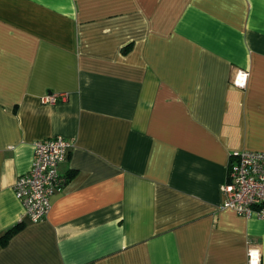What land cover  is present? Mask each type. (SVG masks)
Masks as SVG:
<instances>
[{"label":"crops","instance_id":"0c3cea01","mask_svg":"<svg viewBox=\"0 0 264 264\" xmlns=\"http://www.w3.org/2000/svg\"><path fill=\"white\" fill-rule=\"evenodd\" d=\"M56 135L68 181L30 222L12 185ZM240 150L264 151V0H0V264H264V217L221 206Z\"/></svg>","mask_w":264,"mask_h":264},{"label":"built area","instance_id":"2783aa9c","mask_svg":"<svg viewBox=\"0 0 264 264\" xmlns=\"http://www.w3.org/2000/svg\"><path fill=\"white\" fill-rule=\"evenodd\" d=\"M246 77V72L239 71L234 83L243 85ZM64 98L65 94L45 93L40 99L42 103H53ZM73 147L71 139L60 135L33 142L31 165L26 172L18 175L12 185L30 222L46 217L51 197L65 188L68 178L60 172L59 165L68 159ZM222 192L223 208L232 209L247 218L264 217V151L233 152ZM250 262H253L252 258Z\"/></svg>","mask_w":264,"mask_h":264},{"label":"trees","instance_id":"16d2710c","mask_svg":"<svg viewBox=\"0 0 264 264\" xmlns=\"http://www.w3.org/2000/svg\"><path fill=\"white\" fill-rule=\"evenodd\" d=\"M23 226V223H18L16 224L13 228L7 230L6 234L4 236H2V238L0 239L2 245H4L8 239L10 238V236L16 232L17 230H19L21 227Z\"/></svg>","mask_w":264,"mask_h":264}]
</instances>
